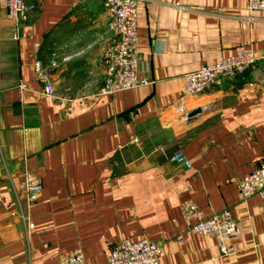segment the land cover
<instances>
[{"label": "crops", "instance_id": "0c3cea01", "mask_svg": "<svg viewBox=\"0 0 264 264\" xmlns=\"http://www.w3.org/2000/svg\"><path fill=\"white\" fill-rule=\"evenodd\" d=\"M25 1L35 8L17 26L0 0V264H56L78 248L86 264H110L113 243L140 237L161 243L160 264H264L263 199H242L237 187L264 162V10L248 0H142L147 82L103 94V49L115 35L101 0ZM242 46L258 63L190 96L187 111H202L181 115L184 74ZM179 150L192 167L171 160ZM25 167L43 183L28 212ZM188 201L205 216L230 209L241 235L227 252L191 229Z\"/></svg>", "mask_w": 264, "mask_h": 264}, {"label": "built area", "instance_id": "2783aa9c", "mask_svg": "<svg viewBox=\"0 0 264 264\" xmlns=\"http://www.w3.org/2000/svg\"><path fill=\"white\" fill-rule=\"evenodd\" d=\"M142 0H101L110 16L109 27L115 38L103 49L102 70L103 82L100 93H114L126 90L147 82L139 76L140 59L138 49L137 9ZM9 17L17 26L28 20L35 8L25 0H2ZM252 11H263L264 0H248ZM18 37V34H15ZM261 55L250 46L239 47L228 56L216 62L206 63L201 67L184 74L185 88L177 102L178 112L187 115V101L192 95L202 93L222 79L233 78L247 69L254 67ZM36 77L44 84L43 93L53 94L54 86L47 68L40 60L35 61ZM25 86L24 83L21 84ZM1 91V89H0ZM171 160L192 167L191 160L181 150L171 155ZM22 184L26 191V211L37 201L43 190L41 178L25 167L22 172ZM237 187L242 199L258 194L264 202V162L237 180ZM184 214L188 219H196L191 229L215 237L223 252H227L226 242L241 235L239 221L230 209L217 211L205 216L201 208L193 201L184 205ZM28 215V214H27ZM24 213L23 218L27 217ZM162 246L157 240L147 237L124 238L113 243L109 248L110 264H160ZM56 264H86L82 249L78 248L70 256Z\"/></svg>", "mask_w": 264, "mask_h": 264}, {"label": "water", "instance_id": "95a60500", "mask_svg": "<svg viewBox=\"0 0 264 264\" xmlns=\"http://www.w3.org/2000/svg\"><path fill=\"white\" fill-rule=\"evenodd\" d=\"M263 83H264V82H263ZM201 111H202V109H200V108H198V109H194V110H192V111H189V112L187 113V116H188L189 118H191V117L195 116L196 114L200 113Z\"/></svg>", "mask_w": 264, "mask_h": 264}]
</instances>
